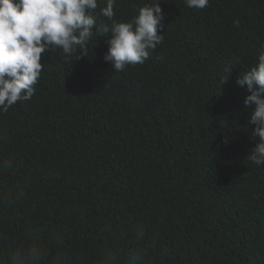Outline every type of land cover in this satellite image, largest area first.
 Wrapping results in <instances>:
<instances>
[{"label":"trees","instance_id":"trees-1","mask_svg":"<svg viewBox=\"0 0 264 264\" xmlns=\"http://www.w3.org/2000/svg\"><path fill=\"white\" fill-rule=\"evenodd\" d=\"M0 264H264V0H0Z\"/></svg>","mask_w":264,"mask_h":264}]
</instances>
